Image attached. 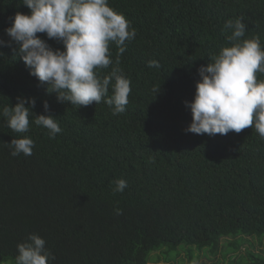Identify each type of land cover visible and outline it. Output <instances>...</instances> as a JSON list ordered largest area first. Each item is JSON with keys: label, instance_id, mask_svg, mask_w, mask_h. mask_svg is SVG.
I'll list each match as a JSON object with an SVG mask.
<instances>
[{"label": "trees", "instance_id": "16d2710c", "mask_svg": "<svg viewBox=\"0 0 264 264\" xmlns=\"http://www.w3.org/2000/svg\"><path fill=\"white\" fill-rule=\"evenodd\" d=\"M22 2L0 0V40H10L5 29L17 12L29 14ZM108 2L137 33L119 56L131 81L123 113L113 115L103 100L86 107L57 102L29 75L15 44L0 46V110L17 97L35 98L33 114L54 116L62 129L50 139L32 116L29 131L18 134L0 116V264H15L17 244L29 234L45 240L55 257L49 264H147L161 249L168 262L185 248L191 260L193 250L216 256L230 237L225 264H264V254L245 249L248 237H264V140L254 127L186 132L191 113L184 103L195 94L197 69L228 46L227 20L242 17L241 39L258 35L264 47V0ZM110 52L113 63L101 76L117 66L115 44ZM152 60L160 67H149ZM22 135L34 141L32 155L13 157L7 143ZM119 179L127 187L114 193Z\"/></svg>", "mask_w": 264, "mask_h": 264}, {"label": "clouds", "instance_id": "9594fccd", "mask_svg": "<svg viewBox=\"0 0 264 264\" xmlns=\"http://www.w3.org/2000/svg\"><path fill=\"white\" fill-rule=\"evenodd\" d=\"M22 4L30 10L29 14L14 15L11 26L5 29L10 40H0V46L15 44L14 52L29 75L46 85L47 93H55L57 102L86 107L103 100L113 115L123 113L129 102L131 81L118 65L119 56L126 51L125 42L137 34L130 21L110 7L108 0H23ZM242 20L241 17L225 22L224 30L231 32L228 46L197 69L200 79L195 84V94L191 102H184L191 113L186 132L214 136L238 134L254 127L264 140V80L257 78L258 73L264 74V47L258 35L241 39L246 33ZM37 34L58 41L63 50H54ZM110 44L117 47V66L101 76L100 70L113 63ZM148 66L160 67L155 60L149 61ZM35 102V98L17 97V103L4 106L0 116L18 134L29 131V118L34 116L32 122L47 129L49 138L54 139L62 129L54 116L34 115L31 109ZM42 106L47 113L46 100ZM7 144L13 157L32 155L34 141L27 135ZM126 187L127 181L119 179L113 191L123 192ZM45 243L38 234H29L17 244L15 264H49L55 257Z\"/></svg>", "mask_w": 264, "mask_h": 264}, {"label": "rangeland", "instance_id": "374dc122", "mask_svg": "<svg viewBox=\"0 0 264 264\" xmlns=\"http://www.w3.org/2000/svg\"><path fill=\"white\" fill-rule=\"evenodd\" d=\"M247 239L251 242V246L246 243L245 249L248 248L252 252L264 254V237L262 238L248 237ZM231 240H233V238L230 237V238L223 239L221 241L222 249H221V252H219L216 256H212V255L210 256L207 254V252H203V251L198 252L196 250H193L190 252L192 254V259L190 260L188 258L189 252H187V248H185L183 250L177 251L178 256L175 260L171 259L168 262H165V260L163 259V255H162L165 249H161L158 251H152L150 253L149 262L147 264H216V263L225 264L226 259L223 260L222 252L225 249L224 245L228 241H231ZM181 247H183V245ZM172 253L173 252L170 253L171 258H173Z\"/></svg>", "mask_w": 264, "mask_h": 264}]
</instances>
